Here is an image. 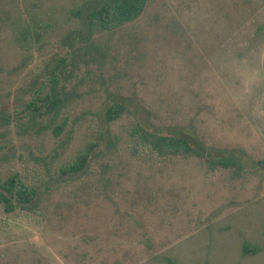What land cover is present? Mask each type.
<instances>
[{
	"label": "rangeland",
	"instance_id": "rangeland-1",
	"mask_svg": "<svg viewBox=\"0 0 264 264\" xmlns=\"http://www.w3.org/2000/svg\"><path fill=\"white\" fill-rule=\"evenodd\" d=\"M82 1L0 0V181L18 173L36 190L0 205V264H264V0H149L92 34L70 13ZM19 25L43 32L30 50ZM57 64L59 108L27 117ZM135 122L195 152L136 149ZM89 143L85 168L63 175ZM226 155L236 164L207 175Z\"/></svg>",
	"mask_w": 264,
	"mask_h": 264
},
{
	"label": "trees",
	"instance_id": "trees-1",
	"mask_svg": "<svg viewBox=\"0 0 264 264\" xmlns=\"http://www.w3.org/2000/svg\"><path fill=\"white\" fill-rule=\"evenodd\" d=\"M149 0H84L79 5L70 9L73 17L78 19L82 31L92 34L96 31L111 32L122 25L135 20L141 15ZM6 14V13H5ZM3 11L0 9V24L3 18ZM3 17V18H2ZM39 29H44L39 24ZM16 33V41L22 42L23 48L30 50L37 44L43 36V32L33 29L31 25H19ZM60 65L48 66L45 76L39 79V83L33 88L31 98L25 103L22 111L27 112V117L31 116L34 120L45 115L53 114L61 104V89L59 88ZM123 106L120 103L111 104L106 112V120L118 119L122 114ZM131 143L143 152H148L156 156H187L195 152L190 140L174 136L156 134L143 124L135 122L129 129ZM94 148L93 143L87 144L77 154L75 159L61 169L63 175L76 174L85 168ZM206 174L211 175L218 169H229L236 164L233 156L226 155L222 158H210L203 162ZM264 168V161L260 162ZM36 198V190L18 173L11 174L4 181H0V205L6 213L13 212L16 208L31 204ZM256 247L244 243L242 254H253Z\"/></svg>",
	"mask_w": 264,
	"mask_h": 264
}]
</instances>
